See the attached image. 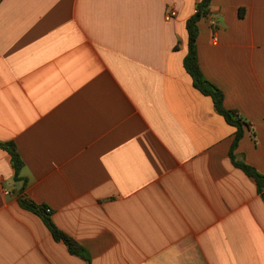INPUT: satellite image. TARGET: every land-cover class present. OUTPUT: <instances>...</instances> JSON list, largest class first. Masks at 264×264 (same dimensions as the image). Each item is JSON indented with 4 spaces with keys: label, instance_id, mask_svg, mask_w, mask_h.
Wrapping results in <instances>:
<instances>
[{
    "label": "crops",
    "instance_id": "crops-1",
    "mask_svg": "<svg viewBox=\"0 0 264 264\" xmlns=\"http://www.w3.org/2000/svg\"><path fill=\"white\" fill-rule=\"evenodd\" d=\"M201 1L0 0V143L90 264H264L236 128L184 66ZM198 26L204 76L249 124L234 155L264 175V0H212ZM15 175L0 146V264H87Z\"/></svg>",
    "mask_w": 264,
    "mask_h": 264
},
{
    "label": "trees",
    "instance_id": "trees-1",
    "mask_svg": "<svg viewBox=\"0 0 264 264\" xmlns=\"http://www.w3.org/2000/svg\"><path fill=\"white\" fill-rule=\"evenodd\" d=\"M211 3L212 0H202L198 3L195 14L187 21L189 50L184 60V66L186 71L192 77L194 87L205 96L211 97L216 111L225 118L227 123L236 128L235 138L231 149V158L237 167L242 169L246 174L253 177L257 181L258 191L264 201V175L246 162L239 161L234 155V151L245 135V127H249V124L243 119L237 110L226 107L223 91L204 76L199 64V54L197 48V40L199 36L198 23L202 18H206L211 14ZM0 146L7 149L12 155V162L16 171L15 179L19 182H23L19 192L20 206L23 209L40 216L55 240L63 241L71 254L83 258L87 264H90L91 259L88 250L55 224L51 217L52 212L48 213L46 206L37 204L25 194L27 180L21 176L23 162L17 151L16 145L14 143H0Z\"/></svg>",
    "mask_w": 264,
    "mask_h": 264
},
{
    "label": "built area",
    "instance_id": "built-area-1",
    "mask_svg": "<svg viewBox=\"0 0 264 264\" xmlns=\"http://www.w3.org/2000/svg\"><path fill=\"white\" fill-rule=\"evenodd\" d=\"M176 16H177V11L174 8H171L166 13L165 18H166L167 21H170V20H172ZM7 193H9V192L7 191ZM47 212L48 213H51L52 212L51 208H47Z\"/></svg>",
    "mask_w": 264,
    "mask_h": 264
}]
</instances>
